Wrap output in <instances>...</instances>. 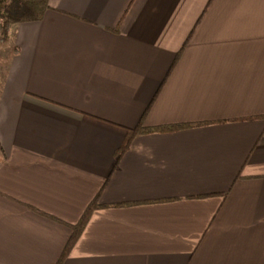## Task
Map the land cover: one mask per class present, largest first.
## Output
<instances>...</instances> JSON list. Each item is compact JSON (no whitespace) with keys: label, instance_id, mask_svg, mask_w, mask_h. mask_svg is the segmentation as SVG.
Listing matches in <instances>:
<instances>
[{"label":"crops","instance_id":"0c3cea01","mask_svg":"<svg viewBox=\"0 0 264 264\" xmlns=\"http://www.w3.org/2000/svg\"><path fill=\"white\" fill-rule=\"evenodd\" d=\"M0 47V264H264V0H49ZM142 135L118 159L128 133ZM119 205V206H116Z\"/></svg>","mask_w":264,"mask_h":264},{"label":"trees","instance_id":"16d2710c","mask_svg":"<svg viewBox=\"0 0 264 264\" xmlns=\"http://www.w3.org/2000/svg\"><path fill=\"white\" fill-rule=\"evenodd\" d=\"M50 8L49 0H0V45L6 46L9 43L10 32L15 24L41 21ZM194 126L179 124L149 127L145 126L144 120H142L140 125L129 131L125 143L118 150V159L129 149L134 139L139 136L153 133L175 132ZM106 207L110 206L101 205L97 200H94L88 206L80 221L71 227L72 236L57 264H63L65 259L70 255L95 211Z\"/></svg>","mask_w":264,"mask_h":264},{"label":"rangeland","instance_id":"374dc122","mask_svg":"<svg viewBox=\"0 0 264 264\" xmlns=\"http://www.w3.org/2000/svg\"><path fill=\"white\" fill-rule=\"evenodd\" d=\"M3 45H0V47H2Z\"/></svg>","mask_w":264,"mask_h":264}]
</instances>
